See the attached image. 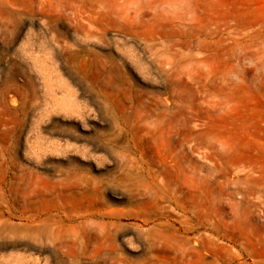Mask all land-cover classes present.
I'll return each instance as SVG.
<instances>
[{
    "label": "rangeland",
    "instance_id": "374dc122",
    "mask_svg": "<svg viewBox=\"0 0 264 264\" xmlns=\"http://www.w3.org/2000/svg\"><path fill=\"white\" fill-rule=\"evenodd\" d=\"M0 264H264V0H0Z\"/></svg>",
    "mask_w": 264,
    "mask_h": 264
}]
</instances>
